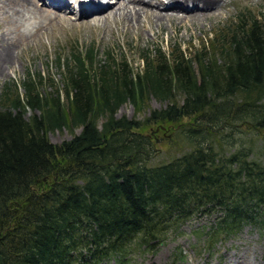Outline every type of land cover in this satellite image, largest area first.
Wrapping results in <instances>:
<instances>
[{
	"label": "trees",
	"instance_id": "trees-1",
	"mask_svg": "<svg viewBox=\"0 0 264 264\" xmlns=\"http://www.w3.org/2000/svg\"><path fill=\"white\" fill-rule=\"evenodd\" d=\"M233 19L198 48L143 50L138 70L113 49L58 55L63 90L54 95L40 91V75L23 81V94L3 87L0 264L123 262L132 245L149 248L200 211L220 214L205 232L212 244L264 226V163L231 141L264 130V14ZM152 97L164 107L116 117L122 104ZM153 124L175 126L188 149L147 163L154 140L141 130ZM65 127L72 137L51 142L48 132Z\"/></svg>",
	"mask_w": 264,
	"mask_h": 264
},
{
	"label": "rangeland",
	"instance_id": "rangeland-1",
	"mask_svg": "<svg viewBox=\"0 0 264 264\" xmlns=\"http://www.w3.org/2000/svg\"><path fill=\"white\" fill-rule=\"evenodd\" d=\"M155 1L151 0L152 3ZM220 4L223 5L216 4L217 7L214 6L212 9L214 12L209 13L203 20L186 19L179 23L176 20L165 21L163 27H157L153 20H148L145 26L137 30L134 28L124 30L120 21L114 24L113 21L104 20L106 24L102 25L99 22L93 26L87 24L91 23L88 21L84 26L80 23L87 19H74L71 16L73 14L69 15L70 19L62 16V19L52 21L51 24L49 22L45 24L46 27L38 31L31 24L29 25L31 35H27L24 41L21 40V46L14 48L12 54L14 70L9 69L5 76L0 73V92L5 85H10L13 92L16 90L23 94V81L29 76L37 78L38 75L44 79L39 88L45 95L62 92L64 71L56 66L58 55L68 57L77 50L84 51L88 47H94L100 57L104 51L113 49L118 57H125L134 70H138L142 67L140 54L143 50L158 46L167 50L175 45H180L185 50L198 48V44L214 39L217 33L232 28L235 22L233 17L239 12L244 11L248 16L257 17L259 14H264V0H221ZM164 105V102L152 97L147 99L142 107L137 108L131 102H126L115 114L117 118L125 116L129 119H144L152 109H161ZM64 107L66 108L65 101ZM35 113L39 112L28 110L26 117ZM188 120L186 118L183 121ZM175 130V126L168 124L164 126L153 124L141 130L154 140V152L147 163L166 162L188 149V146H183V141L174 134ZM74 132H79V129L76 128ZM224 132L227 130L225 129ZM48 137L51 142L60 143L70 139L72 134L65 127L49 131ZM234 137L231 140L234 143H242L250 147V158L264 163V130L249 132L248 129L236 133ZM218 215L220 214L200 211L175 226L166 227L161 238L154 239L149 248L145 245L137 248L136 243L132 245L136 250L132 249L123 262L112 258L102 264H232L231 256L239 251L246 254L249 263L264 264V226L253 222L247 223L237 233L220 236L212 244L206 240L205 232L207 226L216 222Z\"/></svg>",
	"mask_w": 264,
	"mask_h": 264
},
{
	"label": "bare ground",
	"instance_id": "bare-ground-1",
	"mask_svg": "<svg viewBox=\"0 0 264 264\" xmlns=\"http://www.w3.org/2000/svg\"><path fill=\"white\" fill-rule=\"evenodd\" d=\"M46 1L0 0V73L4 76L9 69L14 70V48L21 46V40L31 35V24L38 31L49 22L51 24L52 21L62 19V16L69 18V15L73 14L78 18L87 19L80 23L84 26L88 21L91 23L87 24L91 26L99 22L104 25L105 21H113L114 24L120 21L124 30H137L145 26L148 20H153L157 27H163L165 21L176 20L179 23L186 19L203 20L209 13L214 12L212 9L216 4L223 5L220 4L221 0H156L155 3L151 0H50L47 1L46 8ZM75 6L79 9L77 13H74ZM249 251L248 249V253ZM230 259L232 264H252L241 251L236 252Z\"/></svg>",
	"mask_w": 264,
	"mask_h": 264
}]
</instances>
